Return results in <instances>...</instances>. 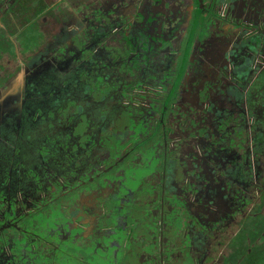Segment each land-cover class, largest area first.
<instances>
[{
    "label": "flooded vegetation",
    "instance_id": "obj_1",
    "mask_svg": "<svg viewBox=\"0 0 264 264\" xmlns=\"http://www.w3.org/2000/svg\"><path fill=\"white\" fill-rule=\"evenodd\" d=\"M189 236L264 264V0H0V264H179Z\"/></svg>",
    "mask_w": 264,
    "mask_h": 264
},
{
    "label": "rangeland",
    "instance_id": "obj_2",
    "mask_svg": "<svg viewBox=\"0 0 264 264\" xmlns=\"http://www.w3.org/2000/svg\"><path fill=\"white\" fill-rule=\"evenodd\" d=\"M248 10L246 11H243V13H247ZM239 17H241L240 15H238ZM250 16V15H249ZM247 16V17H249ZM44 212L39 214V215H36V220L38 221L37 224L38 226H34L31 222V219L30 220H27L22 224V226L24 228L27 229L28 232H32V233H35L37 236H36V240H38L39 238H47L49 237L47 235V226L44 224V223H48V220H50V218H52L53 216H57L58 215V212H57V209H52V210H43ZM54 226V224H53ZM42 228H44V230H41ZM41 230V232L38 234V230ZM27 238L28 237H32L29 233L27 234ZM200 241V240H199ZM61 243V242H60ZM191 236H189L185 242V253H181L179 252L181 255H183V257L181 258L180 260V263L179 264H209V261H208V258H206L204 260V263H201L199 262L198 260H196V262H192L194 257L190 256V247H191ZM200 244L202 246L203 249H205V247H207L206 245L207 244H204L200 241ZM186 248L188 250H186ZM208 248H209V245H208ZM29 252L33 255V249L30 247L29 249ZM34 257H36L35 255H33ZM47 259V258H46Z\"/></svg>",
    "mask_w": 264,
    "mask_h": 264
},
{
    "label": "trees",
    "instance_id": "obj_3",
    "mask_svg": "<svg viewBox=\"0 0 264 264\" xmlns=\"http://www.w3.org/2000/svg\"><path fill=\"white\" fill-rule=\"evenodd\" d=\"M258 258H259V257H258ZM256 260H257V259L255 258L254 261L256 262ZM254 261H253V259H252V261H251L250 264H255ZM256 264H257V262H256Z\"/></svg>",
    "mask_w": 264,
    "mask_h": 264
}]
</instances>
